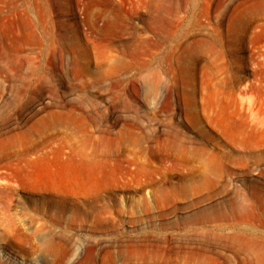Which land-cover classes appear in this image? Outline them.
Masks as SVG:
<instances>
[{
	"label": "rangeland",
	"instance_id": "obj_1",
	"mask_svg": "<svg viewBox=\"0 0 264 264\" xmlns=\"http://www.w3.org/2000/svg\"><path fill=\"white\" fill-rule=\"evenodd\" d=\"M0 264H264V0H0Z\"/></svg>",
	"mask_w": 264,
	"mask_h": 264
},
{
	"label": "bare ground",
	"instance_id": "obj_2",
	"mask_svg": "<svg viewBox=\"0 0 264 264\" xmlns=\"http://www.w3.org/2000/svg\"><path fill=\"white\" fill-rule=\"evenodd\" d=\"M179 142H180V141L176 142V141L171 140L169 144L172 145V146H176V147H177V146H179ZM166 143H167V142H166ZM166 145H168V143H167ZM167 147H168V146H167ZM169 147H170V146H169ZM171 149H175V148L173 147V148H171Z\"/></svg>",
	"mask_w": 264,
	"mask_h": 264
}]
</instances>
